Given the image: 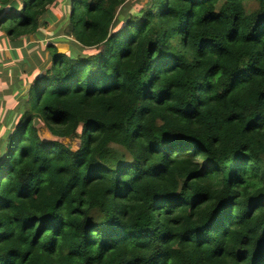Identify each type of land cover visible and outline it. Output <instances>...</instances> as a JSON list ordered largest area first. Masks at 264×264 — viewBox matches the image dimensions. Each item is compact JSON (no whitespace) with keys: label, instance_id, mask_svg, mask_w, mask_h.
<instances>
[{"label":"trees","instance_id":"obj_1","mask_svg":"<svg viewBox=\"0 0 264 264\" xmlns=\"http://www.w3.org/2000/svg\"><path fill=\"white\" fill-rule=\"evenodd\" d=\"M59 1L0 0V46ZM63 1L0 92V264H264V0Z\"/></svg>","mask_w":264,"mask_h":264},{"label":"rangeland","instance_id":"obj_2","mask_svg":"<svg viewBox=\"0 0 264 264\" xmlns=\"http://www.w3.org/2000/svg\"><path fill=\"white\" fill-rule=\"evenodd\" d=\"M131 1L133 2L135 0ZM62 3H64V1L60 0L55 5V8L51 9L54 18L49 15L41 19L39 31L36 35L30 37V41H28L21 50H16L15 53H13L14 49H8L9 46L6 47L4 44L0 46L3 47V49L0 50V92L3 94L4 99H6V95L4 94L6 86L15 84L16 72L20 73L23 90L24 88H29L31 82L28 80V72L32 71V75L38 74L41 72L40 67L46 65V44H54L60 54H69L70 49L73 47L72 42H75V40L67 33L68 29L61 11ZM141 4H146V1L142 0ZM249 7L252 9L254 7L253 3H250ZM0 38H6L2 31H0ZM0 43H2L1 40ZM29 45L35 48L30 50ZM24 52L26 53V57L24 56ZM84 52L87 54L91 53L90 50H84ZM25 58H27L28 63H23ZM0 123L4 125L3 122ZM36 128L44 142L57 139L44 128L43 124L37 125ZM62 142L66 145L69 144L68 140H62ZM71 145L76 149L78 142H72Z\"/></svg>","mask_w":264,"mask_h":264}]
</instances>
